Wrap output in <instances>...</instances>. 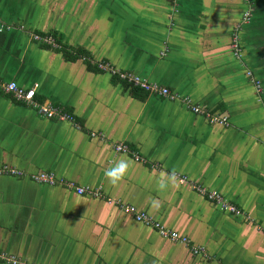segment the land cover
I'll use <instances>...</instances> for the list:
<instances>
[{
  "label": "crops",
  "instance_id": "crops-1",
  "mask_svg": "<svg viewBox=\"0 0 264 264\" xmlns=\"http://www.w3.org/2000/svg\"><path fill=\"white\" fill-rule=\"evenodd\" d=\"M248 10L237 58L232 34ZM35 34L57 37L64 50ZM78 56L135 73L229 124L135 90ZM0 79L36 89L39 103L81 126L46 119L0 90V168L22 173L0 177V252L27 264H264V0H0ZM120 144L129 153H117ZM121 160L128 171L113 185L105 172ZM42 173L100 188L103 199L32 179ZM194 186L243 215L223 213Z\"/></svg>",
  "mask_w": 264,
  "mask_h": 264
},
{
  "label": "built area",
  "instance_id": "built-area-1",
  "mask_svg": "<svg viewBox=\"0 0 264 264\" xmlns=\"http://www.w3.org/2000/svg\"><path fill=\"white\" fill-rule=\"evenodd\" d=\"M252 10H248L241 22L236 25L232 34V44L231 47L235 53L237 58L241 57V48H240V30L242 26L247 25L251 22L252 19ZM7 29L3 26L1 31ZM33 39L36 42L41 44L50 46L51 48L58 50L60 49V45L56 41V39L49 35H33ZM98 69L102 72L108 73L113 77L118 78L120 82L126 83L134 88H138L142 91L150 95H156L168 99L170 101H178L182 102L190 111L195 114L203 115L209 122L213 125L218 124L222 126H228L227 118H219L218 116H214L213 114L204 111L201 107L193 104L192 100L188 97H182L178 94L172 93L168 88L160 86L157 83L150 82L148 79L143 78L135 73L122 71L116 67L111 66L109 63L100 62L95 63ZM248 77L252 79L254 82L258 92L261 93L262 83L253 78V74L248 72ZM0 90L5 94L12 96L17 102L31 107L42 117L49 120H57L59 122H70L74 124L77 128L81 129V126L76 123L73 115L64 112L60 108H56L51 104H41L36 100V89H26L16 82H4L0 79ZM95 136V134H93ZM117 153H129V148L120 144L115 147ZM137 161L144 162L142 158L138 154L133 155ZM22 173L15 170L10 169L8 167L0 168V177L1 176H21ZM176 180L180 183H187L188 178L183 176L175 175ZM32 179L43 185H47L50 187L56 186H65L69 189L75 190L76 193L80 196H89L95 199H103L102 190L100 188L93 189L90 187H77L74 183L68 182L65 180H59L55 174L53 173H42L37 176H33ZM194 189L197 191L199 195L208 200L209 202L214 203L219 209L226 214L234 215V216H242L243 212L237 208L234 204L228 202L222 195L217 192L209 191L208 189L200 186H194ZM112 203V201H110ZM119 208L123 210L126 214H132L137 222L145 224L147 226H151L155 228L161 237L171 240L173 242L181 243L182 245L189 247L191 244V240L188 237L181 236L177 232L172 230H168L162 223L156 221L152 216L146 213H137L135 209L131 206L123 205L121 202H118ZM192 252L195 256H207L206 249L202 247H192ZM0 263L1 264H27L22 262L16 256L7 254L5 252H0Z\"/></svg>",
  "mask_w": 264,
  "mask_h": 264
},
{
  "label": "clouds",
  "instance_id": "clouds-1",
  "mask_svg": "<svg viewBox=\"0 0 264 264\" xmlns=\"http://www.w3.org/2000/svg\"><path fill=\"white\" fill-rule=\"evenodd\" d=\"M128 163L121 160L115 167L108 169L105 172V175L110 179L113 185H116L118 182L124 179L127 171H128ZM167 184L163 181L159 183V188L161 190L165 189ZM153 207L158 208L159 203L157 201H153Z\"/></svg>",
  "mask_w": 264,
  "mask_h": 264
},
{
  "label": "trees",
  "instance_id": "trees-1",
  "mask_svg": "<svg viewBox=\"0 0 264 264\" xmlns=\"http://www.w3.org/2000/svg\"><path fill=\"white\" fill-rule=\"evenodd\" d=\"M56 38V41L58 42V44L60 45V49H58L59 51H62V50H64V45L62 44V42H60L58 39H57V37H55ZM48 47H50V46H48ZM78 58H80V59H82L83 61H86V62H89V64L90 63H95L94 61H92L90 58H88V57H85V56H78ZM94 65V67L97 69V70H99L98 69V67H97V65H95V64H93ZM92 65V66H93ZM100 71V70H99ZM100 72H102V71H100ZM116 79H118V78H116ZM119 81V80H118ZM124 84H126V83H124ZM127 86H130V85H128V84H126ZM130 87H132V86H130ZM132 88H134V87H132ZM135 90H140V89H138V88H134ZM140 91H142V90H140Z\"/></svg>",
  "mask_w": 264,
  "mask_h": 264
}]
</instances>
